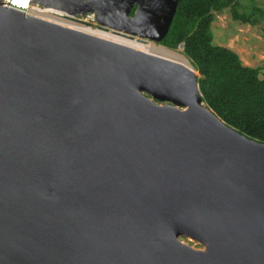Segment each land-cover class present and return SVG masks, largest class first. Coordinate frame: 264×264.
I'll return each instance as SVG.
<instances>
[{"label":"water","instance_id":"obj_1","mask_svg":"<svg viewBox=\"0 0 264 264\" xmlns=\"http://www.w3.org/2000/svg\"><path fill=\"white\" fill-rule=\"evenodd\" d=\"M176 5L129 0L118 28L159 42ZM19 6L0 4V264H264V142L194 67Z\"/></svg>","mask_w":264,"mask_h":264},{"label":"trees","instance_id":"obj_2","mask_svg":"<svg viewBox=\"0 0 264 264\" xmlns=\"http://www.w3.org/2000/svg\"><path fill=\"white\" fill-rule=\"evenodd\" d=\"M226 7L231 17L243 24L264 19V6L245 0H177L159 43L170 49L182 45V52L197 71L204 103L229 126L264 142L262 68L243 64L238 53L213 40L214 12Z\"/></svg>","mask_w":264,"mask_h":264},{"label":"rangeland","instance_id":"obj_3","mask_svg":"<svg viewBox=\"0 0 264 264\" xmlns=\"http://www.w3.org/2000/svg\"><path fill=\"white\" fill-rule=\"evenodd\" d=\"M245 1L261 4L264 6V0H245ZM33 3L36 5L39 4V2L34 0ZM87 13H89V15L93 13L94 19L92 20L85 19L86 24L88 26H92L94 29L101 28L99 27V24L96 20V11L90 10L84 12L83 14L81 13H74V14L82 18V17H86ZM214 13L215 14L211 25L213 30V40L218 44L225 45L233 49L236 53H238L243 64L251 65V66H259L262 68L261 69L262 73H264V19H261L256 24H249V23L243 24L240 21L234 20L231 17L228 7L220 11H215ZM107 28L108 30H113L108 25ZM136 37L138 36H135V38ZM147 41L161 45L158 41L155 40L147 39ZM181 46H178L175 49H179ZM180 51L182 52V47L180 48ZM181 239L189 243L193 247H202V244L199 243L197 240L188 238L186 236H182Z\"/></svg>","mask_w":264,"mask_h":264},{"label":"bare ground","instance_id":"obj_4","mask_svg":"<svg viewBox=\"0 0 264 264\" xmlns=\"http://www.w3.org/2000/svg\"><path fill=\"white\" fill-rule=\"evenodd\" d=\"M31 1L33 0H14L15 5H20L19 7H22L26 13H29L32 15L35 14V16L37 17L41 16L40 18L42 19H46L48 21H52V22L61 24L63 26H68V27H71V28H74V29H77V30H80L86 33H90L98 37L114 41L116 43L131 46L135 49L142 50L160 59L170 60V61H175V62H182L184 64H187L193 67L189 59L180 51V48L182 46L179 49H170L166 46L155 44L147 40H140L135 37L129 38V36L125 35L122 32V30L118 28V25L119 24L121 25L123 23L122 20L125 18L124 9L126 6L129 5V0H124L125 4H122L121 1H120L121 3H119L118 2L119 0L117 2L113 0H89L88 2H86L87 0H75V1L73 0L72 1L73 2L72 4H75L74 2H78L81 5L83 4L87 6L90 5L92 7H96L100 9V11H102L103 14L107 17L109 22L110 21L114 22L113 27H111L113 30L104 29V27L94 29L92 26H88L85 23L79 22L77 19L69 17L71 16L72 13H70L69 10L67 11L66 9H65L66 14L65 12H63V10H58L57 13L54 12L53 17L52 16L49 17L48 13H44L39 10H33L31 6L29 5ZM133 2H135V0H133ZM117 4L120 7V13H122L121 19H117V18L115 19L113 17V14L116 13V11L113 12L112 10H115L116 7H118L116 6ZM31 10L33 12H31Z\"/></svg>","mask_w":264,"mask_h":264},{"label":"built area","instance_id":"obj_5","mask_svg":"<svg viewBox=\"0 0 264 264\" xmlns=\"http://www.w3.org/2000/svg\"><path fill=\"white\" fill-rule=\"evenodd\" d=\"M5 2H6V0H0V4L1 3H5ZM29 5L31 6V8L33 10H39V11H42L44 13H48L49 17H51V16L53 17L54 12L57 13L58 10H63V12H65V14H66V10L63 9V8H60L58 6L43 5V4L40 5V3L36 5V4L33 3V1H31V4H29ZM31 12H33V11L31 10ZM69 17L77 19L79 22H82V23L86 24L85 19L86 20L94 19V14L91 13V15H89V13H87L86 17H82V18L79 17V16H76L75 14H71V16H69ZM96 27H98V26H96Z\"/></svg>","mask_w":264,"mask_h":264},{"label":"flooded vegetation","instance_id":"obj_6","mask_svg":"<svg viewBox=\"0 0 264 264\" xmlns=\"http://www.w3.org/2000/svg\"><path fill=\"white\" fill-rule=\"evenodd\" d=\"M134 10V8L131 10V11H133ZM132 13V12H131Z\"/></svg>","mask_w":264,"mask_h":264}]
</instances>
